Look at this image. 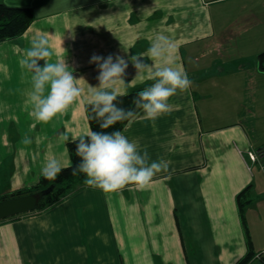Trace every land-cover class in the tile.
Masks as SVG:
<instances>
[{
    "label": "crops",
    "instance_id": "crops-1",
    "mask_svg": "<svg viewBox=\"0 0 264 264\" xmlns=\"http://www.w3.org/2000/svg\"><path fill=\"white\" fill-rule=\"evenodd\" d=\"M0 2L35 14L23 33L0 41V195L36 183L52 158L70 164L67 142L91 132L94 54L128 61L117 94L149 87L154 81L137 76L130 58L158 66L147 50L164 34L192 80L168 113L152 121L141 110L121 130L166 169L142 187L85 184L50 207L1 219L0 264H235L250 248L264 251V0ZM39 35L49 40L50 62L65 57L81 88L47 122L32 114L31 74L20 66ZM246 188L243 218L238 194Z\"/></svg>",
    "mask_w": 264,
    "mask_h": 264
},
{
    "label": "clouds",
    "instance_id": "clouds-1",
    "mask_svg": "<svg viewBox=\"0 0 264 264\" xmlns=\"http://www.w3.org/2000/svg\"><path fill=\"white\" fill-rule=\"evenodd\" d=\"M175 47L168 36L157 35L148 48V55L159 61L158 66L146 63L143 56H132L131 63L137 70V76L147 73L154 81L149 87L137 93L136 108L141 109L147 119L154 121L170 111V98L177 92H184L192 85L187 72L176 65ZM52 51L49 40L44 35L36 36L26 49L20 66L31 74V89L28 102L32 114L37 120L47 122L63 114L80 96L81 88L74 77V69L65 57L50 62ZM40 61H44L40 65ZM89 63L98 67L99 85L92 87L89 103L94 119H100V128L109 129L118 122L131 120L135 112L119 107L118 96L113 86L125 82L123 77L129 66L121 55L103 57L93 55ZM63 139L67 142L68 137ZM28 142L27 140L25 141ZM76 155L79 164L73 169V175L84 174L85 184L105 191L115 190L128 184L147 185L153 176L167 164L152 161L147 150L141 149L138 141L130 139L122 131H91L76 142ZM64 167L60 158H52L43 166L47 178L54 179Z\"/></svg>",
    "mask_w": 264,
    "mask_h": 264
},
{
    "label": "trees",
    "instance_id": "trees-1",
    "mask_svg": "<svg viewBox=\"0 0 264 264\" xmlns=\"http://www.w3.org/2000/svg\"><path fill=\"white\" fill-rule=\"evenodd\" d=\"M34 18L35 14L31 7L13 6L0 2V41L23 33L32 23ZM258 66L262 71H264V51L260 53L258 57ZM145 88L147 87L135 88L129 90L128 92L117 94V105L125 109L133 110L137 114L139 111H141V109L136 108L135 99L137 98V93ZM86 112L91 125V131H121L129 121L125 120L118 122L111 128L105 130L100 128V119L93 118L95 114L92 112L89 102L86 104ZM78 138L71 139L67 142L71 155V162L69 165L63 167L62 171L57 174L54 179L47 178L43 173L34 188H20L14 190L6 195L0 196V200L28 194L34 190L37 191L46 188L49 185H53L52 191L44 196L39 206L35 209L42 210L56 204L65 197L69 196L75 190L85 185L84 181L86 177L84 174L80 173L73 175V169L80 162V158L76 155V142L78 141ZM247 190L248 188L238 194L239 211L243 218H245L246 206L251 200L249 198V194H247ZM256 254L258 253L250 248L244 256L236 261L235 264H249V262L256 257ZM258 258L264 262V251L260 252Z\"/></svg>",
    "mask_w": 264,
    "mask_h": 264
},
{
    "label": "water",
    "instance_id": "water-1",
    "mask_svg": "<svg viewBox=\"0 0 264 264\" xmlns=\"http://www.w3.org/2000/svg\"><path fill=\"white\" fill-rule=\"evenodd\" d=\"M52 189L53 185H49L28 194L0 200V220L36 209L44 196L49 194Z\"/></svg>",
    "mask_w": 264,
    "mask_h": 264
},
{
    "label": "rangeland",
    "instance_id": "rangeland-1",
    "mask_svg": "<svg viewBox=\"0 0 264 264\" xmlns=\"http://www.w3.org/2000/svg\"><path fill=\"white\" fill-rule=\"evenodd\" d=\"M39 180V179H38ZM38 180H37V182L36 183H34V184H32V185H30L29 187H24V189L25 188H34V186L38 183ZM14 191V190H13ZM35 191V190H34ZM34 191H32V192H34ZM12 192V191H11ZM9 192H7V193H3V194H1L0 196H3V195H6V194H8ZM35 210V209H34ZM34 210H31V211H34ZM18 215H20V214H18ZM17 215H15V216H11V217H16ZM9 218V217H8Z\"/></svg>",
    "mask_w": 264,
    "mask_h": 264
},
{
    "label": "built area",
    "instance_id": "built-area-1",
    "mask_svg": "<svg viewBox=\"0 0 264 264\" xmlns=\"http://www.w3.org/2000/svg\"><path fill=\"white\" fill-rule=\"evenodd\" d=\"M255 157H256V155L254 154V155H252V158H254L255 159ZM259 255H260V253H258L257 255H256V257L258 258L259 257Z\"/></svg>",
    "mask_w": 264,
    "mask_h": 264
}]
</instances>
